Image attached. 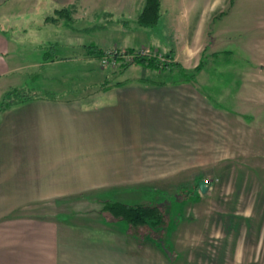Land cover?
I'll return each mask as SVG.
<instances>
[{"label":"rangeland","instance_id":"obj_1","mask_svg":"<svg viewBox=\"0 0 264 264\" xmlns=\"http://www.w3.org/2000/svg\"><path fill=\"white\" fill-rule=\"evenodd\" d=\"M132 1L80 4L70 9L69 27L65 20L49 21L54 12L43 20L39 7L31 20L7 30L26 31L17 56L30 65L20 68L15 80L22 85L9 92L23 88L33 99L83 108L140 84H167L186 96L178 101L188 115L181 116L184 131L168 132L173 146L132 141L123 159L141 169L110 186L60 198L65 233L81 247L111 252L96 264H264V0H161L158 27L140 26ZM180 11L190 14L182 37L174 32ZM152 37L179 47L183 42L189 53L170 43L172 58L124 45L148 44ZM134 51H147L145 58L159 68L129 61ZM107 53L113 61L103 62ZM199 64L194 79L183 80L179 68L191 72ZM107 202L157 206L165 226L126 228L104 208Z\"/></svg>","mask_w":264,"mask_h":264},{"label":"crops","instance_id":"obj_2","mask_svg":"<svg viewBox=\"0 0 264 264\" xmlns=\"http://www.w3.org/2000/svg\"><path fill=\"white\" fill-rule=\"evenodd\" d=\"M86 2L96 0H0V99L16 86L19 71L30 66L17 56L26 31L7 30L31 20L39 7L45 8L44 20L56 9L70 6L75 12ZM132 2L140 12L145 0ZM17 5L21 11H14ZM179 14L183 23L174 32L187 36L183 29L190 14ZM165 43L170 42L152 37L148 44L124 45L152 47L172 58L174 50ZM170 44L188 55L185 43ZM181 96L167 84H140L89 108L43 97L0 110V264H96L109 259L106 247H81L65 233L60 198L110 186L141 169V163L123 159L132 141L140 147L157 140L173 146L168 143L175 136L168 132L184 131L181 116H188L185 103L178 104L186 97ZM113 152L121 156L113 158Z\"/></svg>","mask_w":264,"mask_h":264},{"label":"trees","instance_id":"obj_3","mask_svg":"<svg viewBox=\"0 0 264 264\" xmlns=\"http://www.w3.org/2000/svg\"><path fill=\"white\" fill-rule=\"evenodd\" d=\"M70 9L71 7H65L61 9H57L54 11V17L50 18L49 21L57 20H65L69 27L70 20ZM160 17V1L159 0H145L144 6L140 11L137 22L140 26L143 27H153L157 24ZM51 21V22H52ZM56 23V22H55ZM93 48V47H92ZM94 57H98L101 53L99 49H95L93 52ZM136 64L145 66L151 69H158L159 63L153 58H145V57H137L135 60ZM203 64H199L195 69L191 72H187L183 70L181 67L179 71L183 75L186 82H189L194 79V72L199 71L202 68ZM174 66V65H173ZM177 67V66H176ZM14 91V92H13ZM6 92L0 101V110H6L12 106H16L28 101L33 100V97L26 95L24 89L20 88L18 90H13ZM50 99V98H49ZM104 208L110 212V214L118 219V222H121L128 227H138V226H146L151 231H159V229L164 228L163 224V214L158 210L157 206L152 205H129L122 204L118 202H107V205ZM169 221V220H168ZM169 224V223H168ZM168 226V225H167Z\"/></svg>","mask_w":264,"mask_h":264},{"label":"built area","instance_id":"obj_4","mask_svg":"<svg viewBox=\"0 0 264 264\" xmlns=\"http://www.w3.org/2000/svg\"><path fill=\"white\" fill-rule=\"evenodd\" d=\"M108 54V53H107ZM145 57V56H150L149 53L147 51H142L141 53L139 52H133V53H130V54H127L126 55V58L131 61V60H135L137 57ZM106 58H104L103 62H106V61H109V60H112L114 59V55H106L105 56Z\"/></svg>","mask_w":264,"mask_h":264},{"label":"water","instance_id":"obj_5","mask_svg":"<svg viewBox=\"0 0 264 264\" xmlns=\"http://www.w3.org/2000/svg\"><path fill=\"white\" fill-rule=\"evenodd\" d=\"M198 186H199L200 189H204L203 182H199Z\"/></svg>","mask_w":264,"mask_h":264}]
</instances>
